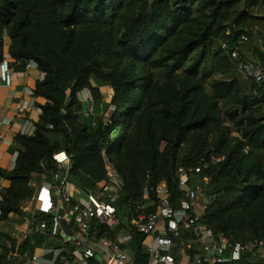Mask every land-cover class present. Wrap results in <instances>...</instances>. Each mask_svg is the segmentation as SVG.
Returning a JSON list of instances; mask_svg holds the SVG:
<instances>
[{
    "label": "trees",
    "instance_id": "trees-1",
    "mask_svg": "<svg viewBox=\"0 0 264 264\" xmlns=\"http://www.w3.org/2000/svg\"><path fill=\"white\" fill-rule=\"evenodd\" d=\"M260 7L264 0H0V64L6 56L24 69L37 63L42 79L33 97L45 101L36 104L35 136L12 139L14 167L0 165L8 182L0 191V247L15 250L17 235L4 227L13 216L24 221V205L57 170L59 152L70 156L83 189L104 181L105 158L114 165L124 182L123 226L145 187L166 183L177 206V168L204 158L213 178L207 226L233 242L264 241V83L241 82L221 50L258 23ZM258 59L264 69V54ZM111 107L105 120L102 110ZM212 157L224 159L212 164ZM154 212L156 205L147 211ZM132 230L135 264H147L145 236ZM46 240L30 234L19 253ZM221 264H264V257Z\"/></svg>",
    "mask_w": 264,
    "mask_h": 264
},
{
    "label": "built area",
    "instance_id": "built-area-1",
    "mask_svg": "<svg viewBox=\"0 0 264 264\" xmlns=\"http://www.w3.org/2000/svg\"><path fill=\"white\" fill-rule=\"evenodd\" d=\"M258 33L257 26L250 27L233 48L223 42L221 50L246 81L264 83V69L259 62L255 64L241 55V47ZM25 69L38 70V65L30 61ZM0 74L4 86L11 88L13 74L7 56L0 64ZM21 134L35 136L28 128ZM223 159L212 157L210 162L215 164ZM53 160L57 170L42 177L32 199L24 205L27 216L18 230L17 246L9 253L0 247V264H135L130 249L132 228L145 236L142 246L147 264H221L239 261L244 254L264 257V241L233 242L205 223L212 200L207 189L213 178L204 158L177 168L183 195L177 206L171 202L166 183L145 187L144 202L136 208V215L127 226H123L124 213L117 206L124 182L107 158L106 178L91 189H83L73 178L72 160L66 152L55 154ZM151 192L156 195V202L151 199ZM154 205L156 212L147 213ZM30 234L43 235L47 240L34 250L19 253L20 245ZM8 247L12 249L10 244ZM39 248L41 253L37 254Z\"/></svg>",
    "mask_w": 264,
    "mask_h": 264
},
{
    "label": "crops",
    "instance_id": "crops-1",
    "mask_svg": "<svg viewBox=\"0 0 264 264\" xmlns=\"http://www.w3.org/2000/svg\"><path fill=\"white\" fill-rule=\"evenodd\" d=\"M13 85L4 86L0 74V165L5 169L14 167V156L9 152L12 139L24 129L34 130L41 110L36 106L43 99L33 97V89L38 79V70H26L20 64H12ZM4 182L0 179V187ZM1 198V196H0Z\"/></svg>",
    "mask_w": 264,
    "mask_h": 264
},
{
    "label": "rangeland",
    "instance_id": "rangeland-1",
    "mask_svg": "<svg viewBox=\"0 0 264 264\" xmlns=\"http://www.w3.org/2000/svg\"><path fill=\"white\" fill-rule=\"evenodd\" d=\"M254 15H256L260 20L258 21L257 24H255V26L258 27L259 29V33L258 36L256 38H253L251 40V42L247 45H243L241 47V55L245 58H247L249 61L258 64L259 59H258V53H262L264 54V7H260L257 10H254ZM258 48L257 53H255L256 48ZM217 78L221 79L223 78V76H216ZM239 80L241 82H248L244 79L242 73L239 72L238 74ZM104 91L106 93L109 94V96L112 97V91L108 88H105ZM80 98L83 102H85V112L91 114L93 112V106H92V99H91V95L89 92H84L80 95ZM110 99V98H109ZM109 99H106V102H109ZM111 110H114V108H110L109 110L105 111L102 110V117L105 120L109 119V112ZM43 180V178L41 179V181ZM8 184V182H5L4 185L6 186ZM13 221L8 222L7 225H5L4 230L8 233H10L11 235L15 236L18 234V230L21 229L22 224L18 223L19 217L17 216H13ZM37 254L41 253L40 248L36 251Z\"/></svg>",
    "mask_w": 264,
    "mask_h": 264
}]
</instances>
